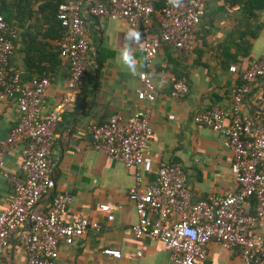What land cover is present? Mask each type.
<instances>
[{
	"label": "crops",
	"instance_id": "crops-1",
	"mask_svg": "<svg viewBox=\"0 0 264 264\" xmlns=\"http://www.w3.org/2000/svg\"><path fill=\"white\" fill-rule=\"evenodd\" d=\"M59 1L7 0L6 7L11 25L18 28L11 68L26 83L39 76L50 81L44 114L61 105L68 94L69 65L62 57H56L58 46L52 37L55 35L53 16ZM159 9L160 5L152 16V37L160 32ZM129 28L122 20L86 16L91 65L81 92L64 107L56 125L51 176L56 183L54 191L71 196L65 222L86 218L99 223L101 229L98 233L89 230L72 246L61 244L56 264H173L161 243L134 237L131 227L138 217L128 199L133 171L90 148L89 138L83 133L90 124H101L114 116L130 119L138 111L147 109L153 136L145 153L155 168L161 163L183 168L195 202L208 201L212 195H225L236 187L231 173V151L223 147L219 133L197 125L193 117L204 110H229L231 89L240 84V73L264 55V0H208L193 50L184 53L163 47L147 67L140 41L134 49L138 65L135 76L116 62L119 45L122 47L125 43L123 32ZM248 29L251 35L244 36L250 32ZM231 66L237 68V73L229 71ZM145 71L156 88L153 103L137 98L143 89L139 76ZM179 79H186L189 87L182 99L173 95V83ZM263 96L264 78H261L245 100L243 114H250ZM19 120L20 113L14 102L0 101V141L8 137ZM68 128L71 133L66 143L63 133ZM22 147L17 145L5 158V168L15 174L21 171ZM154 178V175L146 177V182ZM12 196V188L0 174V213ZM50 204L49 195L37 211H46ZM104 204L114 208L110 222L100 211L99 207ZM254 211L255 202L251 201L250 212ZM254 232L264 235V224ZM104 249L118 250L121 256L105 255ZM140 251L142 255L138 257ZM6 261L26 264L24 247L16 235ZM200 264L243 262L238 250L223 248L213 240L208 244L206 259Z\"/></svg>",
	"mask_w": 264,
	"mask_h": 264
},
{
	"label": "built area",
	"instance_id": "built-area-1",
	"mask_svg": "<svg viewBox=\"0 0 264 264\" xmlns=\"http://www.w3.org/2000/svg\"><path fill=\"white\" fill-rule=\"evenodd\" d=\"M208 0H61L56 19L61 27L57 46L69 65L68 94L63 103L44 114L47 77L31 83L13 73L16 31L0 13V101H12L20 120L7 138L0 141V174L12 188L13 196L0 213V264H8L6 255L16 235L22 243L26 264H56L61 244L72 246L89 230L99 232L101 225L79 218L65 222L71 196L56 193L51 176V151L55 128L64 107L81 92L91 65L90 39L86 16L125 21L141 33V49L150 67L163 47L191 52L195 36L206 12ZM160 5V32L150 35L152 16ZM237 73L235 66L229 67ZM264 78V55L240 73V84L231 89V108L196 113L194 123L221 135L223 147L232 153L231 173L236 187L225 195H212L208 201H193L183 168L161 163L156 168L145 153L153 131L147 109L130 119L114 116L84 130L91 149L118 161L133 171L128 199L138 221L131 227L136 239L159 242L169 252L173 264H200L207 257L208 244L215 240L221 247L238 250L243 264H264V235L254 232L264 224V96L250 114H243L245 100L253 85ZM143 89L137 98L145 103L156 99V88L148 72L139 76ZM189 91L186 79L173 83V95L182 99ZM173 118V117H171ZM71 130L63 133L67 143ZM22 144L20 174L5 168L9 151ZM155 176L152 182L146 177ZM51 195V204L38 212L40 202ZM255 202L254 213L250 202ZM100 211L113 220V207L101 205ZM190 232L195 233L191 235ZM118 258L121 253L104 249ZM141 257L142 252L137 253Z\"/></svg>",
	"mask_w": 264,
	"mask_h": 264
},
{
	"label": "clouds",
	"instance_id": "clouds-1",
	"mask_svg": "<svg viewBox=\"0 0 264 264\" xmlns=\"http://www.w3.org/2000/svg\"><path fill=\"white\" fill-rule=\"evenodd\" d=\"M124 35V45L121 47L119 45V53L116 57V62L122 66V68L135 76L138 71L137 60L134 56V49L141 41V33L137 29L129 28ZM118 41V37H116ZM191 235L195 233L190 232Z\"/></svg>",
	"mask_w": 264,
	"mask_h": 264
},
{
	"label": "trees",
	"instance_id": "trees-1",
	"mask_svg": "<svg viewBox=\"0 0 264 264\" xmlns=\"http://www.w3.org/2000/svg\"><path fill=\"white\" fill-rule=\"evenodd\" d=\"M0 1H1V14L3 15V18H4L5 22L8 24L9 27H11L12 29L16 30V34H17L18 33V28H16V27H14V26L11 25L10 18L8 16V13L6 12V7L8 5L7 4V0H0ZM59 2L56 4V9H57V6H58ZM53 17H54V21H55V23H54V25H55V35H53L52 37H54L56 39V41H57L60 38V35H61V27H60L59 22L56 19V10H55V13H54V16ZM248 30H250V32L247 31L246 33L243 34L244 36H246L248 34L251 35V29H248ZM15 37L17 38V35H15ZM195 38H196V36H195ZM14 40L15 39H13V42H14ZM55 55H56V57H61V49L59 47H57L56 52H55ZM12 71H13V73L16 72L14 70H12ZM43 78H45V77H42V76L35 77V79L38 80V81L41 80V79H43ZM50 197H51V195H50Z\"/></svg>",
	"mask_w": 264,
	"mask_h": 264
}]
</instances>
